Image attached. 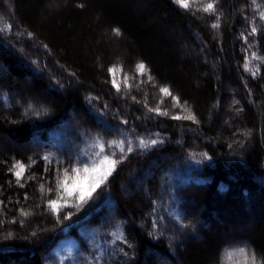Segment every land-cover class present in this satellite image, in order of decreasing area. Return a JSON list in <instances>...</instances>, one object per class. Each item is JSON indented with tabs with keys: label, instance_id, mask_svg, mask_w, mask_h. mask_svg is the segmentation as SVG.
Returning <instances> with one entry per match:
<instances>
[{
	"label": "trees",
	"instance_id": "16d2710c",
	"mask_svg": "<svg viewBox=\"0 0 264 264\" xmlns=\"http://www.w3.org/2000/svg\"><path fill=\"white\" fill-rule=\"evenodd\" d=\"M57 1L64 0H0V18L11 25L0 32L4 76L30 101L42 97L47 112L35 122L0 108V264H46L60 242L82 233L72 264H229L233 238L222 233L233 228L245 231V245L264 264V63L252 59L264 56V0H214V13L195 10L210 0H190L189 10L173 0H65L47 9ZM104 31L120 37L127 67L148 66L155 83L186 104L179 115L190 111L197 122L157 115L147 98L117 92ZM67 126L83 140V132L106 143L124 139L125 148L131 138L133 151L122 157L105 143L121 162L92 200L58 220L40 190L54 187L44 179L49 163L36 155L20 183L12 166L30 163L33 146L45 152ZM139 139L158 143L142 149ZM167 195L177 224L163 216Z\"/></svg>",
	"mask_w": 264,
	"mask_h": 264
},
{
	"label": "rangeland",
	"instance_id": "374dc122",
	"mask_svg": "<svg viewBox=\"0 0 264 264\" xmlns=\"http://www.w3.org/2000/svg\"><path fill=\"white\" fill-rule=\"evenodd\" d=\"M242 5L244 2L243 0H239ZM64 1H57V2H52L47 9L48 10H58L63 4ZM140 6H147L148 0H138ZM100 36L103 38V42L106 46L110 45V48L112 49V54H113V61L117 62L116 65V73H115V78L117 81V84L120 86L121 93L123 96L126 97H133L135 96L136 99L138 96H142L143 98H147L148 104L152 107L155 108L157 105H159L163 110L168 111L169 114L172 115H177L180 113L181 108H173L172 107V98L169 96H163L159 92V87L160 86H167V84L163 83L162 81L159 83H155V80L153 79L152 83H149L147 80V77H141L139 76L135 69L136 65L139 63L137 60L134 61L136 62L132 67H127L128 63V58H127V53L125 48L120 43V37L117 35L116 32L113 31H104L100 33ZM224 64L228 66L226 59H224ZM147 69L149 70L148 66H146ZM122 69V71H121ZM8 74L5 69L0 65V108L8 115L9 118H21L23 120H33L36 122V120L43 119L46 115L47 112L45 110V105L39 101V99H43L42 97H37V100L35 99L34 101H30L28 97V94H22L19 93L16 90H13L12 84H10L6 77L4 75ZM129 77V83L132 84L131 90H128L123 81V77ZM152 76V75H151ZM113 79V74L109 77V82L112 83ZM16 83H19V81L15 78L14 79ZM139 85V87H137ZM152 89H154L155 93L152 96ZM173 96H177L174 91H172ZM163 101V103H161ZM76 119L79 121H82L83 119V113L80 110H77V116ZM77 122H74L75 125ZM85 133L89 137L88 140H83L80 136V134L75 131L73 128L67 126L65 127V130L62 134V138L58 140V142L54 143H49L46 145V151L42 152L41 149L34 148L31 150L30 154L28 156L29 162L31 163L32 160L36 155H39L40 157L43 156H49L52 158V163L49 164V168L47 171V175L44 178L45 181H48V185H50V181H53L55 179L54 176H51L53 174L52 170L54 169H63L70 167L71 164L75 162L77 158L84 160L88 158H94L93 153L97 151L96 148L93 147L95 138H92L88 133ZM100 138H104L103 136H100ZM4 139V138H3ZM6 141V142H5ZM4 144H8L10 147H13L15 144L11 142L9 139H6ZM106 143V142H105ZM107 145V143H106ZM0 146L3 147V142H0ZM107 150H110L107 148ZM45 153V154H43ZM60 161V163H57V161ZM30 163H25L24 164L27 166ZM30 169L28 167L27 171ZM54 174H57L55 172ZM56 176V175H55ZM45 183V184H46ZM55 183V180H54ZM86 183V182H85ZM47 186L46 188H48ZM54 188V187H53ZM171 195L175 198V196L169 192ZM56 196V191L54 189V192L49 193V199L52 197L55 198ZM170 196H165L162 197V203H163V216H166V218H169L172 223H176V219L174 218L173 214L170 213V210L173 209L172 207H176L177 204L176 202H173L174 199L170 198ZM176 199V198H175ZM68 209H73L71 207H64L61 209V215L66 213ZM180 212L178 209L175 210V214L178 217ZM182 216V215H181ZM183 217V216H182ZM186 219H184L185 221ZM216 223L219 225H223L224 222L219 221L218 219L216 220ZM171 224H169L170 226ZM175 228H177V225H175ZM210 228V226L206 227V231ZM205 231V232H206ZM245 231L242 229H228L226 232L222 233V239L229 241L227 245V251L232 252L233 255L229 257V264H238L239 261L245 262L246 263V257L240 254L239 252L235 251L241 247L246 246V241L244 240L243 236L245 235ZM235 236V237H232ZM238 236V237H236ZM202 238H205L202 236ZM169 239H173L171 236ZM175 241V240H174ZM78 242L82 243V246L85 243V238L82 234H79L73 238H67L60 242L54 250L47 256L46 259V264H72L76 263L77 258L80 257L79 253V248L78 247ZM193 243L200 244V242H197L196 240L192 241ZM77 243V244H76ZM239 248H235V247ZM84 247V246H83ZM243 259V260H240ZM238 262V263H237Z\"/></svg>",
	"mask_w": 264,
	"mask_h": 264
},
{
	"label": "snow or ice",
	"instance_id": "6c2138e0",
	"mask_svg": "<svg viewBox=\"0 0 264 264\" xmlns=\"http://www.w3.org/2000/svg\"><path fill=\"white\" fill-rule=\"evenodd\" d=\"M173 2L177 5H179L181 8L185 10H189L190 8V0H173ZM253 3H255V0H253ZM195 10L200 11L202 10L205 13H214L215 12V2L214 0H210V2H207L203 4L200 8H196ZM260 19L264 20V11H260ZM0 24L3 25V27H0V32H3L5 30L10 31L11 25L7 24L3 21L2 18H0ZM219 22L213 23V28H219ZM119 34V30H116ZM257 29L253 26L251 29V34H256ZM245 43H247V37H244ZM252 59L258 60L261 63H264V56L257 55L256 52H252ZM248 63H251L249 61ZM248 63L245 64L246 70L252 72L253 75L256 74V71H253L251 68L248 67ZM110 73L113 74L112 84L113 87L116 88L117 92H120V86L117 84L115 73L117 71L116 67L109 69ZM122 71V69H121ZM136 73L141 77H147V80L149 83L153 82V77L150 74V71L147 69L146 65L144 63H138L136 65L135 69ZM258 71V69H257ZM125 85V87L128 90H131L132 84L129 83V77L125 76L123 77L122 81ZM139 87V85H137ZM159 92L163 96H169L172 98V107L177 108L180 107L182 111L186 110V104L181 105L180 99L178 96H173L171 90L167 86H160ZM133 100L136 99L135 96L132 97ZM163 103V101H161ZM147 107V105H145ZM149 112H154L157 115H163L168 116V111L163 110L159 105H157L155 108L148 107ZM174 120L179 119H186L191 120L193 122L196 121V117L190 112H187V115L181 116L179 114L172 115L170 117ZM127 123V121H125ZM128 146L125 148V140L121 139L119 141H109L107 143L108 149H119L122 157L124 156L125 152L131 153L133 151V148L131 146V138H127ZM158 143L157 140H144L139 139L138 140V147L142 149H146L149 147V145H156ZM94 148L97 149L93 153L94 158H88L81 160L77 158L73 164L70 165V167L57 169V174L55 176V183H54V189L56 191L55 198L48 201V207L52 209L57 216V219H61V209L64 207H71L75 208L77 211L81 210L84 205H86L90 200H92L93 194L96 192L98 188H100L102 185L106 184L108 181V178L113 174V172L116 169V166L118 163H120V160L115 159L116 151H111L110 153L106 151L105 142L102 138H97L93 145ZM206 155V154H204ZM42 159H44L49 164L52 163V159L49 156H43ZM57 163H60L58 160ZM28 167H31V163L29 165H25L23 162L17 161L13 166V174L16 177V182L20 183L21 180L24 179V173L27 171ZM86 182V183H85ZM21 187H23V184H21ZM41 192H48L51 193L53 191V188L45 189L44 184L40 185ZM3 205V201H0V206ZM23 216L28 215L27 212H21L20 213ZM63 219H71L70 213H65L63 216ZM15 221H13L14 223ZM115 235V233H114ZM119 239L120 237L117 236ZM246 257V264H261L260 261L257 260L256 253L253 249H251L248 246L241 247L237 250H235ZM126 255V253H125ZM227 255L230 257L233 255L232 252H228ZM101 257H97V260H100Z\"/></svg>",
	"mask_w": 264,
	"mask_h": 264
}]
</instances>
